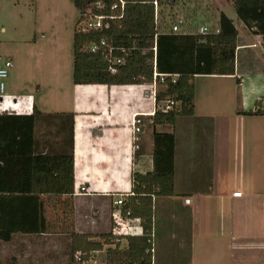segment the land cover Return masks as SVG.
<instances>
[{"label": "crops", "instance_id": "obj_1", "mask_svg": "<svg viewBox=\"0 0 264 264\" xmlns=\"http://www.w3.org/2000/svg\"><path fill=\"white\" fill-rule=\"evenodd\" d=\"M255 1L247 0L244 11L256 12L262 0ZM165 6L175 20L185 19L184 34L199 33L200 27L193 31L196 19L209 32H218L222 14L232 19L238 32L235 74L195 75L194 116L179 117L174 128L153 126L146 117L136 152L133 115L153 108L145 86L75 84L74 49L72 65L58 57L46 61L47 77L33 80L38 96L10 89L12 95L0 97V112L8 111L0 114V180L32 178L34 156L71 153L75 177L73 194L0 193V228L12 235L0 240L2 264H66L72 233L112 231L114 199L132 192L133 172L153 169V132L173 129L175 195L155 197L154 235L159 228L171 242L188 244L187 264H240L243 253L264 251V114H244L264 99V37L244 23L233 0L164 3L159 33L171 32V25L161 24ZM47 34H35L38 50L60 51V33ZM43 88L47 97H41Z\"/></svg>", "mask_w": 264, "mask_h": 264}, {"label": "trees", "instance_id": "obj_2", "mask_svg": "<svg viewBox=\"0 0 264 264\" xmlns=\"http://www.w3.org/2000/svg\"><path fill=\"white\" fill-rule=\"evenodd\" d=\"M80 9L82 0H74ZM115 0H105L106 9L101 13L109 14ZM124 16L107 20L108 25L101 31L83 33L74 32V70L73 81L77 85L104 84L143 85L151 82L154 70L153 46L157 45V69L161 73L179 74L175 83L165 79L164 93L174 95L180 106L168 112H157L153 117V126L175 127L181 116H194L195 75H234L235 52L238 32L225 14L221 15L218 32L207 34L159 33L155 21V9L152 0H126ZM239 17L255 33L264 37V0L258 4L256 12L244 11L247 0H233ZM256 2L255 0H251ZM165 3V2H164ZM163 3V4H164ZM172 0L166 4L170 5ZM171 22L172 24L175 22ZM160 27V26H159ZM106 40L114 47L115 55H124L125 64L109 68V60L104 49L91 52L87 45ZM122 47L127 52L122 51ZM105 48V47H104ZM264 99L259 98L254 110L247 115L264 114ZM35 111L30 116L32 120ZM8 111H1L7 113ZM13 116L26 118L25 115ZM153 169L132 173V191L125 209L132 211V217L140 218L142 233L135 235H114L112 231L101 234H71L70 264H87L95 258L94 253L106 250V264H153L154 236V199L175 195V147L176 133L153 132ZM34 175L29 179L0 180V193H56L73 194L75 192L74 155L58 156L38 155L33 157ZM11 233L0 228V240L9 241ZM127 246L122 247V241ZM81 252L79 259L75 254ZM0 264L1 261H0Z\"/></svg>", "mask_w": 264, "mask_h": 264}, {"label": "rangeland", "instance_id": "obj_3", "mask_svg": "<svg viewBox=\"0 0 264 264\" xmlns=\"http://www.w3.org/2000/svg\"><path fill=\"white\" fill-rule=\"evenodd\" d=\"M73 0H0V56H11L14 59L15 68L7 79L6 95H12L13 91L21 95L38 96V86L33 82L37 76L47 77L46 70L54 61L64 59L68 65L73 61V32L79 26L81 16L80 9L75 6ZM168 3V2H167ZM175 15L169 6H165L162 17V25H170L175 20ZM188 23V20L186 19ZM193 31H197L204 23L200 19L192 21ZM6 27V31L2 27ZM210 28V27H209ZM59 32L62 45L58 52L48 54V51H39L35 44L34 36L41 37L42 33L50 31ZM48 61V62H46ZM41 62V70L37 65ZM16 73V76H15ZM13 82L16 88L10 86ZM140 90H144L141 86ZM10 89L12 93H10ZM44 89V88H43ZM49 92L44 89L41 97H47ZM40 97V95H39ZM161 129V128H160ZM107 230V228H106ZM156 231V228L155 230ZM155 236V235H154ZM180 240V239H179ZM154 264H187L189 262V245L170 241L169 237L160 229H157V237H154ZM127 246V241H122V247ZM160 246V247H159ZM97 256L96 264H106L107 252L101 251ZM239 260V259H238ZM71 254L66 264H70ZM240 264H264V251H247L240 257Z\"/></svg>", "mask_w": 264, "mask_h": 264}, {"label": "built area", "instance_id": "obj_4", "mask_svg": "<svg viewBox=\"0 0 264 264\" xmlns=\"http://www.w3.org/2000/svg\"><path fill=\"white\" fill-rule=\"evenodd\" d=\"M83 3L80 6V20L77 30L83 33H91L101 31L107 27V20L111 21L114 19H120L124 16L127 1L126 0H115L110 6V13H101V10L106 9L107 5L105 0H82ZM169 0H152L155 9V21L158 25V19L160 15L161 6L163 3ZM185 25V19L179 17L172 24L171 32H181L182 27ZM200 34L209 33L207 26H201L199 28ZM106 40L102 39L100 43L92 42L87 45V49L91 52H99L104 49V53H107L109 60V68L112 71H116V67L126 63V56L115 55L114 47L109 44L106 46ZM105 47V48H104ZM123 52H127L124 47L121 48ZM154 52V70L153 78L151 82L143 84L145 86L144 96L151 100L153 108L150 112H137L133 115L132 119V132H133V144L135 152L140 149L141 134L144 132L146 126V117H149L150 123H152L153 117L157 112H168L180 106V102L177 101L172 94L164 93L166 90L165 79L170 78L175 83L179 77V74L161 73L157 69V45L156 41L153 46ZM14 67L12 59L0 56V97L6 95L7 79L10 76V72ZM264 107V104H262ZM86 188L83 186L81 191H85ZM134 195V192L118 195L114 201L113 210V224L112 233L114 235H135L142 233L141 219L132 217L131 209H125L128 199ZM234 196H242V192L236 191L233 193ZM185 203L190 204L191 199L185 198ZM154 252V245H153ZM81 252L75 254L76 259H79ZM87 264H90L89 262Z\"/></svg>", "mask_w": 264, "mask_h": 264}]
</instances>
